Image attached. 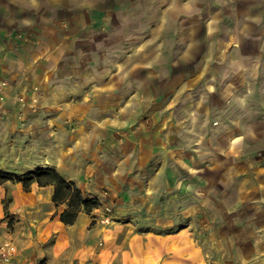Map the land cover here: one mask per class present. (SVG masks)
I'll use <instances>...</instances> for the list:
<instances>
[{"label": "rangeland", "instance_id": "obj_1", "mask_svg": "<svg viewBox=\"0 0 264 264\" xmlns=\"http://www.w3.org/2000/svg\"><path fill=\"white\" fill-rule=\"evenodd\" d=\"M262 1L0 0V169L22 174L50 166L72 179L56 167L65 162L70 174L87 176L95 188L87 193L99 204L89 214L133 221L145 232L189 226L206 236H257L264 201L258 192L246 196L255 187L244 173L264 159V147L251 142L227 162L212 156L210 142L221 136L216 129L248 122L255 126L250 139L261 134L264 144V20L252 37L236 38L261 51L234 69L224 61L245 53L214 51L209 37L208 45L199 39L201 51L185 52L188 38L178 32L199 31L190 20L199 15L201 34L205 25L210 31L222 24L234 34L243 16L264 11ZM210 2L237 18L207 19ZM215 160L223 176L217 182ZM234 162L245 170L230 179ZM221 189L231 194L224 197ZM230 197L242 209L221 212L214 227L211 201ZM245 221L253 228L241 226ZM256 239L250 247L260 248Z\"/></svg>", "mask_w": 264, "mask_h": 264}, {"label": "crops", "instance_id": "obj_2", "mask_svg": "<svg viewBox=\"0 0 264 264\" xmlns=\"http://www.w3.org/2000/svg\"><path fill=\"white\" fill-rule=\"evenodd\" d=\"M193 1L197 3V0ZM214 3L210 2L213 11L207 19L222 22L237 18L233 15L228 17L225 13H221L217 10L218 6L213 5ZM251 3L257 4L256 1H250L249 5ZM251 8L249 9L252 10ZM198 16L193 15L190 20L198 23L199 31L196 28L195 33L194 28H189L188 30L181 29L178 32L181 38H188L184 41L185 46L187 45L185 52H190L191 48L201 51L198 47L199 39L206 37L204 44L208 45L209 37L210 43H212L209 45H213L212 50L214 51L234 54L245 53L236 54L238 57L232 56L224 61L223 66L234 69L240 68L252 60V52L261 51L259 46L253 50L251 46L242 47L236 38L244 40L248 36L252 37L253 31L264 20V11L255 14L253 12L248 13L245 15L247 17L243 16L241 18L242 25L240 24V29L236 30L234 34L224 29L223 24L220 27L212 25L210 31L209 27L205 25L206 31L201 34L203 22ZM232 39L233 42H231ZM192 45H196L197 49L191 47ZM45 60L44 57L43 61ZM254 127V125L246 122L237 129L236 127L232 128L231 124L227 125L226 130H224L225 128L216 129L218 130L216 132L221 133V136L213 141L214 143L210 142L213 144L212 156L218 154L217 159L220 157L219 160L225 159L230 162L237 160L236 153L247 148L251 142H260L259 145L264 147L260 141L261 134L258 135L257 139H250L254 135L252 132ZM64 163L56 164L57 169L62 174L76 180L83 192H95V188L90 190L87 186V176L70 174L64 168L66 165ZM235 163H231L233 167L229 166V171H226L230 179H233V175L239 177V174L235 173L245 170L238 168ZM211 167L214 172L213 179H216V182L222 180L223 176H220L222 174L216 160ZM233 168L234 170L231 171ZM221 171L223 172L222 169ZM249 172L251 173L249 175L244 173L246 180H251V187L255 188H252L253 191L250 190L245 193L246 196L251 198L254 192H258L264 201V159H259V162L253 161ZM201 176L203 181L206 175ZM245 183L249 185L250 182ZM201 186L204 189L203 185ZM53 188V184L39 185L36 181H32L29 188L24 189L19 181L8 179L0 181V241L11 239L17 249L9 264H35L38 259H42L43 264H264V251H262L264 248L261 247L264 244V214L261 215L259 223L256 224L260 229L258 235L245 233L246 236L243 240L230 232L227 235L206 236L205 233L200 234L191 231L189 226L186 228L181 226L177 230L169 232H145L139 230L133 221L117 219L104 221L83 209L78 212L74 222L64 223L59 218V212L66 207V204H55L52 200ZM202 188L198 191L200 192ZM206 191L208 192V190ZM240 191L241 189H238L237 196H240ZM229 192L231 194L230 189L219 190V194L224 197L229 196ZM5 197L9 200L7 209L9 217L12 219L11 224H8V218H5L4 215ZM210 204L213 207L216 206L212 213H215V221L218 224H214V227H218L221 221V212H238L242 209V204L233 202L231 197L226 200V203H219V200L216 199L212 200ZM248 205L252 206L251 204ZM196 210L201 211L203 209L196 208ZM260 210L264 212V203L261 204ZM225 222L227 226L230 220ZM241 226L253 228L250 221H245ZM255 237L260 242V248L250 247L253 239L257 243ZM0 264L2 263L0 262Z\"/></svg>", "mask_w": 264, "mask_h": 264}, {"label": "trees", "instance_id": "obj_3", "mask_svg": "<svg viewBox=\"0 0 264 264\" xmlns=\"http://www.w3.org/2000/svg\"><path fill=\"white\" fill-rule=\"evenodd\" d=\"M7 179L20 181L24 189H28L32 181H36L39 185L53 184L52 200L55 204H66V207L59 212V218L64 223L74 222L81 209L90 212L99 204L95 196L83 192L73 179H66L50 166H37L22 174L0 169V180Z\"/></svg>", "mask_w": 264, "mask_h": 264}, {"label": "built area", "instance_id": "obj_4", "mask_svg": "<svg viewBox=\"0 0 264 264\" xmlns=\"http://www.w3.org/2000/svg\"><path fill=\"white\" fill-rule=\"evenodd\" d=\"M16 253V246L14 243L9 240L5 239L0 241V261L4 263H8L11 261L13 256Z\"/></svg>", "mask_w": 264, "mask_h": 264}]
</instances>
